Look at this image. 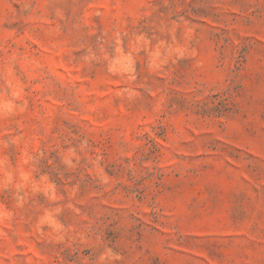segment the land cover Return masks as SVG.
I'll return each mask as SVG.
<instances>
[{
  "label": "rangeland",
  "instance_id": "obj_1",
  "mask_svg": "<svg viewBox=\"0 0 264 264\" xmlns=\"http://www.w3.org/2000/svg\"><path fill=\"white\" fill-rule=\"evenodd\" d=\"M0 264H264V0H0Z\"/></svg>",
  "mask_w": 264,
  "mask_h": 264
}]
</instances>
